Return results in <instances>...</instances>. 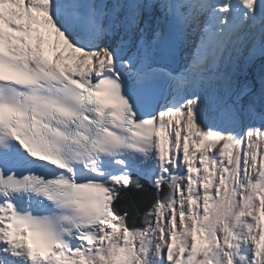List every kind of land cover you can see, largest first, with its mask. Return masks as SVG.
Listing matches in <instances>:
<instances>
[{"label":"snow or ice","instance_id":"1","mask_svg":"<svg viewBox=\"0 0 264 264\" xmlns=\"http://www.w3.org/2000/svg\"><path fill=\"white\" fill-rule=\"evenodd\" d=\"M0 264H264V0H0Z\"/></svg>","mask_w":264,"mask_h":264},{"label":"water","instance_id":"2","mask_svg":"<svg viewBox=\"0 0 264 264\" xmlns=\"http://www.w3.org/2000/svg\"><path fill=\"white\" fill-rule=\"evenodd\" d=\"M141 182H143V181H141Z\"/></svg>","mask_w":264,"mask_h":264}]
</instances>
